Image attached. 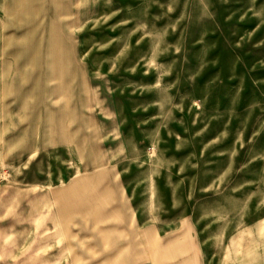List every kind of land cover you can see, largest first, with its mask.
I'll return each instance as SVG.
<instances>
[{
  "label": "rangeland",
  "instance_id": "obj_1",
  "mask_svg": "<svg viewBox=\"0 0 264 264\" xmlns=\"http://www.w3.org/2000/svg\"><path fill=\"white\" fill-rule=\"evenodd\" d=\"M199 255L264 264V0H0V264Z\"/></svg>",
  "mask_w": 264,
  "mask_h": 264
},
{
  "label": "crops",
  "instance_id": "obj_2",
  "mask_svg": "<svg viewBox=\"0 0 264 264\" xmlns=\"http://www.w3.org/2000/svg\"><path fill=\"white\" fill-rule=\"evenodd\" d=\"M42 199V198H41ZM32 201V200H31ZM262 226V225H261ZM260 228L259 225L254 227V232L256 234V239L254 240H251L249 241V245L247 247V249L253 244V242L256 240V241H259L261 239V235H260ZM172 246V245H171ZM170 248V246H169ZM184 253L186 255V252H187V249H184ZM202 254V253H201ZM160 259H169V262L168 264H241L240 261H239V258L238 257H228V255L226 256V260H225V263H224V258H212L211 261L215 260V262H208V258L207 257H203L202 255H199V256H189V257H184L183 258L181 257H176V256H168V257H159ZM182 260L181 262H177L175 261V259H179ZM170 260H173L170 262ZM248 264H254L252 262H249Z\"/></svg>",
  "mask_w": 264,
  "mask_h": 264
}]
</instances>
